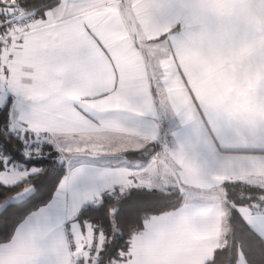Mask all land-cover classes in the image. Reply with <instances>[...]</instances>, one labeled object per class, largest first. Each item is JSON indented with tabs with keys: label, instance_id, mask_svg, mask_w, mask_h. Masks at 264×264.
Wrapping results in <instances>:
<instances>
[{
	"label": "snow or ice",
	"instance_id": "1",
	"mask_svg": "<svg viewBox=\"0 0 264 264\" xmlns=\"http://www.w3.org/2000/svg\"><path fill=\"white\" fill-rule=\"evenodd\" d=\"M0 264H264V0H0Z\"/></svg>",
	"mask_w": 264,
	"mask_h": 264
}]
</instances>
